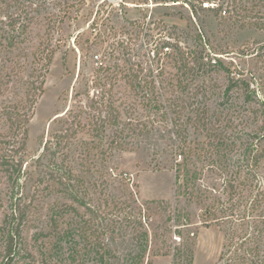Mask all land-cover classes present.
Here are the masks:
<instances>
[{
    "label": "rangeland",
    "instance_id": "obj_1",
    "mask_svg": "<svg viewBox=\"0 0 264 264\" xmlns=\"http://www.w3.org/2000/svg\"><path fill=\"white\" fill-rule=\"evenodd\" d=\"M18 1L27 32L14 48L32 50L40 43L57 46L29 122L28 155L44 154L50 134L60 126L58 116L73 105L75 91L91 85L101 61L124 75L137 64L147 72L161 69L155 77L163 86L159 98L151 90L134 94L126 79L117 76L113 94L120 98L115 104L122 103V121L138 116L151 132L136 138L127 150L114 153L107 168L116 178L110 179L105 191L116 200L135 192L134 205L149 216L144 264L147 259L151 264H218L223 232L213 222L203 223V206L224 195V181L236 165L244 163L246 170V163L256 155L260 158L255 176L264 187V128L252 120L260 118L262 109L264 31L241 29L211 15L188 19V8L181 7L185 0ZM168 29L182 37V54L190 60L185 69L177 67L182 56L177 60L180 64L169 55L155 56V45ZM232 70L243 71L251 83L249 89L234 86L226 92V77ZM248 93L253 100H246ZM196 97L208 105L206 124L188 126L179 157L171 116L155 109L154 103L166 107ZM208 131H214L215 137ZM132 233L126 223L117 229L114 245L123 260L138 251L130 241Z\"/></svg>",
    "mask_w": 264,
    "mask_h": 264
},
{
    "label": "trees",
    "instance_id": "obj_2",
    "mask_svg": "<svg viewBox=\"0 0 264 264\" xmlns=\"http://www.w3.org/2000/svg\"><path fill=\"white\" fill-rule=\"evenodd\" d=\"M183 5L188 8V19L211 15L241 29L264 31V0H185ZM20 11L18 0H0V98L4 96L0 99V264H144L149 216L134 205L135 192L128 191L126 198L116 200L105 190L110 179L116 178L107 168L114 153L127 150L128 145L136 144V138L151 131L139 123L138 116L122 121V103L115 104L120 98L114 97L113 90L120 74L134 94L151 90L154 98H159L163 86L155 77L161 69L147 72L137 64L124 75L111 63L101 61L91 85L75 91L73 105L58 116L60 126L50 134L44 154L30 157L29 122L44 92L57 46L40 43L32 50L14 48L27 32L26 17H21ZM178 34L169 29L161 34L155 56L169 55L176 63L182 56L181 65H177L181 70L190 60L182 54L184 46ZM243 76V71H229L226 92L234 86L249 89L251 83ZM250 96L248 93L246 100H253ZM178 102L169 103L170 107L154 104L155 109L170 114L181 157L188 126L206 124L208 105L198 97ZM259 107L260 118L252 120L260 121L264 128V92ZM213 132L207 134L215 137ZM259 158L256 155L246 163L247 171L244 163L236 165L224 181V195L201 210L203 223L213 222L223 232L218 264H264V187L255 176ZM121 223L132 228L130 241L138 248L126 260L114 245ZM191 255L189 249V261Z\"/></svg>",
    "mask_w": 264,
    "mask_h": 264
}]
</instances>
